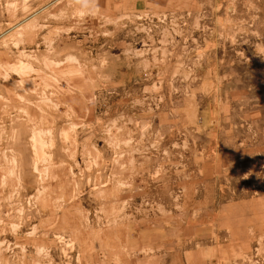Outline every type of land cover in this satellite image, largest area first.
I'll return each mask as SVG.
<instances>
[{
	"label": "rangeland",
	"instance_id": "1",
	"mask_svg": "<svg viewBox=\"0 0 264 264\" xmlns=\"http://www.w3.org/2000/svg\"><path fill=\"white\" fill-rule=\"evenodd\" d=\"M0 264H264V0H0Z\"/></svg>",
	"mask_w": 264,
	"mask_h": 264
}]
</instances>
